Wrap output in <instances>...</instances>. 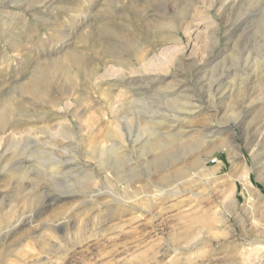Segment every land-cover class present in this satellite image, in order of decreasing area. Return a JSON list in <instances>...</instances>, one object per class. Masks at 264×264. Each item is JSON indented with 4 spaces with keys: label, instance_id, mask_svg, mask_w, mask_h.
<instances>
[{
    "label": "rangeland",
    "instance_id": "rangeland-1",
    "mask_svg": "<svg viewBox=\"0 0 264 264\" xmlns=\"http://www.w3.org/2000/svg\"><path fill=\"white\" fill-rule=\"evenodd\" d=\"M174 1L0 0V101L12 100L16 118L29 122L22 131L40 142L20 147L27 155L22 167L29 169V180L24 181L35 190L29 188L26 200H20L21 175L9 177L0 166V199L7 196L8 203L17 197L18 206L35 214L34 225L55 221L63 212L71 214L67 233L73 236L67 242L66 231L48 227L37 232L47 237L38 239L27 226L11 238L25 239L15 246L16 256L6 260L0 253V264H40L37 259L47 264H170L174 259L182 264H246L248 242L264 241V157L257 158L260 149L250 130L251 122L264 119V91L255 96L257 102L262 100L253 115L244 102L247 89L259 90L255 82L261 81L260 68L246 58H264V0H239L221 12L220 0L216 5L211 0H181L184 9L197 3V10L186 14L181 9L180 21L185 20L183 28L189 25L190 31L182 28L170 35L155 20L157 10L168 3L173 13ZM105 27L131 33L128 47L106 52L99 40L105 38ZM135 47L143 59V64L134 63L135 73L115 65L111 52H121L122 61L128 62ZM165 48H177L170 57L181 58V63L156 62ZM72 50L86 55L87 69H73L66 59ZM47 67L60 76V92L70 90L66 76L76 81L77 91L61 113L42 109L29 97L19 106L20 86ZM97 68V80L91 83L87 75ZM175 84L179 90H167ZM74 110L81 118L72 115ZM62 126L78 133L69 145L57 134L48 139L35 133L46 127L57 133ZM129 127L134 139L139 138L134 147L127 139ZM109 132L127 149L118 156L108 154L103 162L89 157H97L99 144L110 145ZM166 134L182 139L172 144ZM167 143V149H159ZM35 150L37 154L28 157ZM229 150L241 154L238 162L249 169L252 191L234 176ZM63 160L70 162L55 171L53 163ZM89 164L97 168L83 166ZM81 190L105 193L85 207L80 202L89 200V194L49 204L54 192ZM193 232L202 243L194 254L191 251L192 257L172 250L157 253V248L178 247ZM53 245L55 253L50 252ZM251 264H264V257Z\"/></svg>",
    "mask_w": 264,
    "mask_h": 264
},
{
    "label": "bare ground",
    "instance_id": "bare-ground-1",
    "mask_svg": "<svg viewBox=\"0 0 264 264\" xmlns=\"http://www.w3.org/2000/svg\"><path fill=\"white\" fill-rule=\"evenodd\" d=\"M238 1L239 0H220V7L217 10H219L220 12L222 10L224 11V9L226 7H228L229 5H236ZM52 3H54V2H52ZM174 3L175 4L172 6L173 7V13L169 12L170 6H169V3H168L162 8L163 10L160 9L161 7L157 10L159 12V15L156 17V20H155V22L162 29L169 30L168 33L170 35L177 34L180 30H182V28L184 27V24H186L184 22L185 20L184 21H180L181 18H182V12H181L182 10H184V12L186 14H187L186 11H190V9H192V8L193 9L195 8L197 10V7H196L197 3L191 4L189 9H184L183 7H181V5H182L181 0H175ZM211 4L212 5L213 4L216 5L217 3L215 2V0H211ZM198 7H199V5H198ZM200 13H202V11ZM263 15H264V13H263ZM156 28H157V26H156ZM104 29L106 31L105 34H104L105 38H103L101 36V37H99L100 38L99 40H100V43H101L102 47L106 50V52L109 53L112 50V48L114 50L117 49V50L121 51L124 46L128 47L129 43L131 42V36H129L131 33L126 32L124 30H118L117 28L111 29L109 27H105ZM183 29H184L185 32H188V31H190V26L187 25L186 28H183ZM64 30H66V29H64ZM58 33H60V32H58ZM64 38H66V37H64ZM106 41L107 42L110 41L112 43L110 44V42L107 43ZM114 52H116V51H114ZM177 52H178L177 48H165L164 52H162V54L160 56L155 58V61L156 62H160L162 64H167V65L172 64L174 62L179 64V63H181V60H182L181 58H171L170 57L171 53H177ZM117 54H118V51H117ZM117 54H115L116 55L115 56L114 53L111 52V55L115 58V59H113L114 60L113 62L115 63V65H117L119 67L130 68V73H135L138 70L136 68V66L134 65L135 62L143 64V59L140 60L139 51L136 50V47H135V50L133 51V53L128 56V62H123L122 61L124 58H123V54H121V52L119 53V55H117ZM126 55H127V52H126ZM85 56L82 55L81 53H79L77 50H72L66 55V59L70 62V64L73 65V69L81 70V69H87L89 67L88 59ZM246 61L247 62L254 61V63L256 64V65L255 64L254 65L256 67L260 68V74H261V79H260L261 81H258V80H257V82L254 81L256 84L259 85L258 86L259 90H256V88H253V87H249L247 89V93H246V96H245L244 102L246 104L247 113L250 116V115H253V113L255 112V110L257 108V106L259 104H261L259 100H262V98L261 99L258 98L259 100L257 102V100H255V98H256L255 96L258 95V94H261V92L264 91V58H261V57L258 56L257 58L254 59V58L251 57V54H249L248 57L246 58ZM211 62H213V61H211ZM102 63L104 65H106L105 64L106 62L104 60H103ZM118 72H119V74L122 73L121 69ZM97 73H98V68L95 69L94 71H92V73L90 75H87L88 79L87 78L86 79L89 80V82H91V83L96 81L97 80ZM0 77H1V75H0ZM125 78H126V74L122 75V78H120V79L122 81ZM59 79H60V76L57 74L55 68H53V67H47V68H44L42 70H39L32 77V79L29 82L26 81L27 82L26 84H23V85L20 86L21 87L20 88L21 92L19 94V102H20L19 106L26 105L25 97H29V100L33 101L34 103H39L38 105H40V107L42 109H45V108L50 109V110L51 109H58L59 112L63 111L64 109H66L70 105V101H71V98H72L73 94L76 93V91H77V87L75 86L76 81H75L74 77L70 76L68 78L66 76L65 79L68 81V84L70 86V90L60 92ZM179 88H180V84H175L173 86L168 87L167 90L169 91V90H172V89H176V91H177V89L179 90ZM50 89H55L58 92V94L56 96H54L50 92ZM261 95H263V94H261ZM11 102H12V100H11ZM11 102L8 101V100L0 101V135H1V137H0V145L2 146V150L0 151V166L2 167L1 170H5L6 173H7L6 175H8L9 177H11V176H13L15 174L21 175L20 179L23 180V185H22L23 186V191L21 193H19L18 195L20 196V200H23V199H25L27 197V194L25 192L29 188L33 191V190H35L36 187H34L33 185H31V186L30 185H26V183L24 181V179L26 180V178L28 177L27 170H29V169H27V170L25 169L26 171L23 169L24 167H22V164L25 162V158H26L27 155L24 154L23 149H22V152H20V151H21L22 147H27L31 141H33L34 143H37V145H40V142L37 141L33 135H31L29 133H25L24 131H22V129H21L22 125L29 124V122L26 123L25 120L16 118V117H18L17 116V112H16V109L14 108V106H13V104ZM186 104H187V102H186ZM192 107L193 106H191L190 109ZM181 108H186V107L183 106ZM190 109H188V110H190ZM192 109H194V108H192ZM191 112H192L191 110L188 111L189 114H187V115L190 116L192 114ZM79 113L80 112L75 114V110H74L72 115L73 116L76 115L77 118H81ZM183 113H185V112H183ZM24 114H26V113H24ZM19 116H22V115H19ZM116 117L119 119V116H116ZM149 120L151 122L153 119H149ZM260 120H261V118H260ZM39 122L40 123H44V120L40 119ZM124 124H126V123L124 122ZM130 125H131V123H130ZM130 125H128V126H130ZM84 128H85L84 124H81V127L79 128V129H81L80 132H82V130ZM185 128H188V127L185 126ZM250 128H251L250 130L253 133L252 134L253 135V139H254L253 141L256 140V143H255L256 145H254V146H259V149H260V152L257 154V158H259L261 160L264 157V149H263V147H264V119L262 121H260L259 123H257V124H252V122H251ZM35 133L36 134L37 133L45 134L44 136H46L48 139H50V137L51 138L54 137V135L57 134L62 139H64L66 142H68V145L70 143H72V141L74 139H77V136H78V133H77V135H74L75 133H73L70 129H68L66 127H63V126L60 128V130L57 131V133H54V131H52L51 129H48L47 127L45 129L44 128L43 129H37ZM88 134L91 135L90 133H88ZM126 135H127V139L128 138L131 139L132 144H133L132 146L134 147L136 145V143L138 142L139 138H135L134 139V136L132 135V131L130 130V127H129V130L127 131ZM107 137L111 138V143L108 146L104 145V144H99V146L97 148V157L94 156V153H88L87 155L89 157H91V158H99V160L103 162V161H105V158L108 156V154L112 153V154H115V155L118 156L120 154V152L122 151V149H127V147L125 145H123V140H121L122 142H119L116 139L112 140V137L114 138V135L112 133L109 132V135ZM165 137H167L168 142H170L172 144L175 143L176 141H179L180 139H182V137L180 135L178 136L176 134H166ZM47 138H46V140H47ZM149 144H147V145H149ZM44 145H46V144L44 143ZM168 146H169L168 143L167 144H159V149H161V150L162 149H167ZM28 148L30 149V147H28ZM18 149H20V150L18 151ZM64 153H66L67 155L73 156L70 152L66 151V149H64ZM36 154H37V151H36V153L34 151H32L31 155H28V157L29 156L30 157H34ZM229 156H230V160H231V163L233 165V168H234V172H235L234 176H237L239 181H241L243 183V185L245 186V188L248 189L247 191H249V192L252 191L253 184H252L251 179H250L249 169L244 167V165L242 163L238 162V161L241 160V154L240 153H234L232 150H229ZM73 160H76V159L74 158ZM69 162L70 161H64L63 160L61 162L53 163L54 165H56L55 166V171L63 170V168H64L63 166L68 165ZM83 166L86 167V168H90V166H93V165L89 164L87 166H85V165H83ZM27 167L28 166H26V168ZM28 168H30V167H28ZM91 168L95 169L97 167L93 166ZM91 177H92L91 175H86V178H90L92 180ZM27 179L29 180V178H27ZM105 179H106V177H105ZM16 185H18V184H16ZM38 192H39L38 194H41L40 190H38ZM104 193L105 192H100V191H96V190H91L89 192L83 191V190L76 191V192L75 191L54 192V194L52 193L51 195H49V197H50L49 198V204L50 203H57V202L65 199V198H68V197H72V196L74 197V196H80V195L82 196V195L89 194L90 195L89 196V200L83 199L82 202H80L81 203L80 205L85 207V205H90L91 202L92 203L96 202V199L99 196L103 195ZM168 193H169V195H171V194L172 195H176L177 194L175 192H168ZM11 195H13V194H11ZM6 197L7 196H3L0 199V215L4 217L3 219L5 220V223H6L5 227L0 225V239H1L0 246L2 247L1 248L2 250H1L0 253L4 254L6 256L5 257L6 260L10 256H16L15 246L19 245L21 242H23L25 240V239H23V240H21L19 242L13 241V242H15V243H13L11 238H13L18 233L20 234V232L27 226L31 228V231H32L31 232V234H32L31 236L37 234V232H39V231L42 232V230H44V229H46L48 227H53V228H55L57 230H62V231H66V233L67 232L69 233V226L71 225V219H72V217L70 216L71 214L63 212L61 215H56L58 217V219H56L55 221H53V220L51 221V220L46 219L43 222H41L40 224L34 225V223H35V218H34L35 214H32V211H30L28 213L25 212V209H26L25 206H22V207L18 206L19 204L17 203V201H18L17 197L15 199L12 198L8 203L5 202ZM154 197H156V196H154ZM8 199H9V197H8ZM132 199L134 200V198H132ZM135 201H137V200H135ZM121 202H123V201H121ZM152 202H154V201H152ZM124 205H125V203H124ZM73 208H71V210H73ZM18 210L21 211V213L19 215H17V211ZM262 226H263V233H264V224ZM68 233L65 236V241H67V242L70 241L71 239H73V236L68 235ZM37 235H39V237L35 236V238L38 237V239L47 237V235L45 236L42 233L37 234ZM258 237H260V236H258ZM25 238H26V236H25ZM179 238H178V240H179ZM44 240H46V239H44ZM49 240H50V238H49ZM176 243H177V240H176V242L174 244H176ZM201 243L202 242L199 240L197 234L194 235V232H193V234H191L189 236V238L188 237L183 238L178 243L179 244L178 247L170 246V247H165L166 249L165 248L164 249L163 248L162 249L157 248V253H166V252H168V250L169 251L172 250V251L178 252L179 255H181V254L182 255H186V256H188L190 258L194 254L193 251L196 250L197 247ZM248 244H249L248 246L250 248L244 254L243 262H245L246 264H251L252 260L256 259L257 257L259 259L260 255H262L264 257V241H263V239H262V241H260V240L253 241V240H251V241L248 242ZM154 247H156V246H154ZM57 250L58 249L56 248V245H53L52 248L50 249V252L55 253ZM191 251H192L193 254L191 253ZM44 261L45 260H42V259H37L36 260V262H38L40 264H47V262H46L47 260L45 262ZM170 264H182V263H181L180 260L174 259V260L171 261Z\"/></svg>",
    "mask_w": 264,
    "mask_h": 264
}]
</instances>
